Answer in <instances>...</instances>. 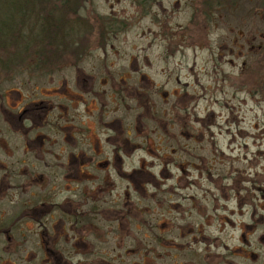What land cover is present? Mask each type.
<instances>
[{
	"label": "rangeland",
	"instance_id": "rangeland-1",
	"mask_svg": "<svg viewBox=\"0 0 264 264\" xmlns=\"http://www.w3.org/2000/svg\"><path fill=\"white\" fill-rule=\"evenodd\" d=\"M74 1L55 4L85 24L66 40L76 53L38 70L29 47L24 64L0 67V96L92 78L109 128L120 119L135 146L121 170L135 172L130 183L108 171L109 210L76 231L82 242L31 240L28 264H264V0ZM17 3L0 0V16ZM120 78L138 89L122 102Z\"/></svg>",
	"mask_w": 264,
	"mask_h": 264
},
{
	"label": "flooded vegetation",
	"instance_id": "flooded-vegetation-1",
	"mask_svg": "<svg viewBox=\"0 0 264 264\" xmlns=\"http://www.w3.org/2000/svg\"><path fill=\"white\" fill-rule=\"evenodd\" d=\"M110 82L111 90L121 86L118 102L138 92L125 88V79ZM73 87L63 83L52 96L41 90L26 98L17 90L0 96V264H28L31 240L38 247L82 242L76 231L91 227L93 212L109 210L103 195L108 171L133 182L135 171L121 170L125 152L135 147L130 133L120 119L117 129L109 128L105 96L97 91L93 100L92 78Z\"/></svg>",
	"mask_w": 264,
	"mask_h": 264
},
{
	"label": "trees",
	"instance_id": "trees-1",
	"mask_svg": "<svg viewBox=\"0 0 264 264\" xmlns=\"http://www.w3.org/2000/svg\"><path fill=\"white\" fill-rule=\"evenodd\" d=\"M58 1L60 2V0H40L35 4L27 0V3L10 4L5 7L6 9L0 16L1 68L13 67L19 61L24 64V55L27 56L28 48L35 44L39 46L37 52L33 53L37 59L35 68H38V70L41 67L47 69V63L55 58L60 60L62 56L73 53V48L70 47L71 43L66 45V40L79 39L75 36L85 29V24L72 23V20L67 21V12L71 7L74 10L75 5H69L65 2L55 4ZM220 6L221 2L219 1L216 7ZM35 28H37V31L34 30ZM14 42H16V50L14 53H10L9 47L10 45L12 47ZM52 43L55 48L46 50ZM6 44L8 48L4 46ZM23 70L26 72L25 68Z\"/></svg>",
	"mask_w": 264,
	"mask_h": 264
}]
</instances>
